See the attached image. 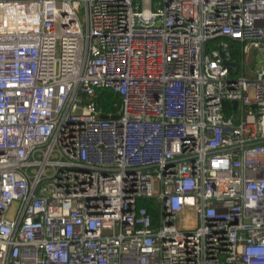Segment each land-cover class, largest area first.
Returning a JSON list of instances; mask_svg holds the SVG:
<instances>
[{"label":"built area","instance_id":"1","mask_svg":"<svg viewBox=\"0 0 264 264\" xmlns=\"http://www.w3.org/2000/svg\"><path fill=\"white\" fill-rule=\"evenodd\" d=\"M259 55L264 0H0V264H264Z\"/></svg>","mask_w":264,"mask_h":264},{"label":"trees","instance_id":"2","mask_svg":"<svg viewBox=\"0 0 264 264\" xmlns=\"http://www.w3.org/2000/svg\"><path fill=\"white\" fill-rule=\"evenodd\" d=\"M220 39V38H218ZM216 39V40H218ZM227 39V38H221ZM229 40V39H227ZM215 41V40H214ZM230 44L229 49H234L237 47V43L229 40ZM231 51V50H230ZM231 58L237 63L238 60L242 58L241 54L236 52H232ZM95 105L98 110L102 111L103 113L109 114L114 113L117 111L118 106L121 102L120 96L116 94L113 90L110 89H100L96 92V97L94 99ZM139 206H145L147 208L148 213L150 214L153 223L157 219V209L155 204L149 199H140L138 201Z\"/></svg>","mask_w":264,"mask_h":264},{"label":"rangeland","instance_id":"3","mask_svg":"<svg viewBox=\"0 0 264 264\" xmlns=\"http://www.w3.org/2000/svg\"><path fill=\"white\" fill-rule=\"evenodd\" d=\"M230 41L227 39H218V40H213L210 42L206 43V54L210 55L213 51L218 50V48L222 45H229ZM232 52H236L240 54V47H236L234 49H230ZM239 71L238 75L241 74L242 69L244 70L245 73L249 72L252 69V66H242L241 59L237 61ZM264 65V58L263 56L259 55L256 57V66L254 67V70L259 69L261 66ZM13 211L12 209L7 213L8 216L10 217L12 215Z\"/></svg>","mask_w":264,"mask_h":264},{"label":"water","instance_id":"4","mask_svg":"<svg viewBox=\"0 0 264 264\" xmlns=\"http://www.w3.org/2000/svg\"><path fill=\"white\" fill-rule=\"evenodd\" d=\"M256 54H257V51L255 50V51L253 52V55L255 56ZM224 63H225V65H226L227 67L237 68V64H236V63H232V62H229V61H225ZM254 63H255V60H253V65H254ZM233 105L235 106L236 103L233 102Z\"/></svg>","mask_w":264,"mask_h":264}]
</instances>
